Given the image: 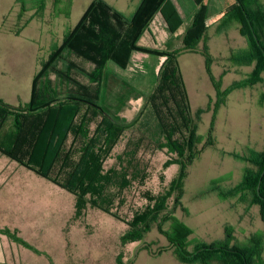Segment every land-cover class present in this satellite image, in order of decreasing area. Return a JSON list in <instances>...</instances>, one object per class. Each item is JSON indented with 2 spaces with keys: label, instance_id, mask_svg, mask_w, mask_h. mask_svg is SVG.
<instances>
[{
  "label": "rangeland",
  "instance_id": "obj_1",
  "mask_svg": "<svg viewBox=\"0 0 264 264\" xmlns=\"http://www.w3.org/2000/svg\"><path fill=\"white\" fill-rule=\"evenodd\" d=\"M54 1L46 0L42 14L36 17V7L28 3L20 18V5L16 0H0V101L6 105L18 107L29 103L30 89L41 63L48 60L55 46H61L65 34L74 28L93 0H60L57 6ZM102 1L131 19L142 0ZM172 1L184 21L182 28L172 38L169 36L165 45L154 44L147 28L143 44L168 51L178 49L193 16L204 6L210 12L206 24L212 22L196 46L198 52H184L178 58L194 120V134L200 139L194 147L196 155L186 167L180 195L173 191L172 183L181 169L178 165L163 168L175 155L163 147L162 136L154 137L155 118L149 109L139 119L138 126L123 133L103 164L105 171L115 173L108 189L114 199L111 211L115 216L90 206L77 215L72 194L37 178L35 173L4 156L6 159L0 158V228L17 229L18 236L31 245L28 250L0 237L5 264H116L118 256L123 264H183L175 258L156 224L142 240L120 243L135 214L150 205L148 197L154 199L170 193L168 211H173L172 216L191 231L189 240L212 244L228 239L229 246H240L249 245L251 237L259 234L263 238L261 260L264 264V223L258 205L252 203L251 192L241 186L245 172L255 169L247 159L248 154L264 150V72L263 80L254 86L235 89L219 97L200 54L204 46L209 55L210 73L220 93L235 83H243L254 69V63L244 65L233 60L245 51L247 41L238 24L223 23L221 19L224 11L234 5V0H202L198 5L191 0ZM258 1L264 6V0ZM32 16L29 24L23 26ZM17 30L19 34L14 35ZM157 37L159 43L163 41L159 34ZM137 54L142 53L131 54L125 71L114 66L113 72L105 70L107 80L116 72L114 79L118 85L110 87L112 94L107 92L106 86L97 94L93 83L99 74L94 71V65L67 51L39 78L37 91L42 81L51 80L57 95L50 97L61 100L68 97L65 91L79 90L70 80H80L86 84L87 94L93 97L96 92L101 98V107L107 114L129 123L153 98L157 76L146 73L147 68L154 69L157 57ZM39 100L37 98V103ZM95 103L98 105L97 101ZM100 122L96 116L84 121L89 137ZM7 124L8 132L10 119ZM209 139L212 145L206 146ZM80 144L81 140L75 145L72 136L67 138L65 151L73 148L75 161ZM175 198L178 205H174ZM170 227L169 222L161 224L163 232Z\"/></svg>",
  "mask_w": 264,
  "mask_h": 264
},
{
  "label": "trees",
  "instance_id": "obj_2",
  "mask_svg": "<svg viewBox=\"0 0 264 264\" xmlns=\"http://www.w3.org/2000/svg\"><path fill=\"white\" fill-rule=\"evenodd\" d=\"M191 1L198 5L202 0ZM54 2V6L60 4V0ZM16 3L20 5V18L26 12L28 3L36 7V17L42 14L46 0H16ZM157 14L164 21L171 38L184 24L177 7L170 0H142L131 19L125 18L102 0H93L74 28L65 34L61 46H55L48 60L41 63L40 72L32 83L29 103L11 107L0 101V154L72 194L76 200L77 215L90 206L115 216L111 211L114 199L108 191L115 173L111 170L105 171L103 164L123 133L138 126V121L146 109L151 110L155 118L152 129L154 137L162 136L163 147L175 155L163 164V168L178 165L181 169L179 177L173 180V191H177L179 195L182 191L186 167L196 155L194 147L200 139L194 134V120L178 57L184 52L196 51L205 29L212 22L206 24L209 19L208 8L202 7L193 16L182 45L174 51H168L142 43L147 28ZM32 19L33 16L25 20L23 26ZM221 19L223 23L238 24L247 41L245 51L234 56L233 60L244 65L254 63L249 78L220 93L219 86L210 73L209 55L204 46L200 54L205 59L206 73L218 96L223 98L232 90L254 86L263 80L264 6L258 0H234V5L224 11ZM19 32L17 30L14 35ZM64 51L93 64L98 74H101L107 62L125 70L133 52L164 58L152 90L153 98L146 102L144 111L142 109L131 122L126 123L107 114L103 107L96 105V97L87 93L77 95L78 93L70 92L66 95L68 97L61 100L50 97L54 94L40 97L37 81L61 59ZM37 98L42 100L37 103ZM94 116L99 117L101 122L93 136L89 137L90 133L84 121ZM78 118L80 119L77 122ZM8 119L10 126L7 132ZM69 136L73 137L75 145L81 140L77 161L72 157L73 148L69 147L70 152L65 151ZM211 145V140H207L206 146ZM247 159L255 169L245 172L241 186L245 191L251 192L252 203L258 205L264 223V150L259 153L250 152ZM171 194L154 199L149 196L150 205L135 214L128 223L127 232L120 238V243L124 245L142 240L153 224H156L158 232L168 241L175 258L183 264H262L263 238L259 234L251 237L249 245L240 246H229L228 239L212 244L189 240L191 231L172 216L173 211H168L166 204ZM177 198L174 205L179 204ZM162 222H169L170 229L163 232ZM116 264H123L120 256L116 258Z\"/></svg>",
  "mask_w": 264,
  "mask_h": 264
},
{
  "label": "crops",
  "instance_id": "obj_3",
  "mask_svg": "<svg viewBox=\"0 0 264 264\" xmlns=\"http://www.w3.org/2000/svg\"><path fill=\"white\" fill-rule=\"evenodd\" d=\"M172 3H173V1L172 0H170ZM174 4V3H173ZM136 8H137V6H136ZM135 8V9H136ZM192 8H190L189 9V11L191 10ZM209 14H210V12H209ZM29 24V23H28ZM27 24V25H28ZM26 25V26H27ZM148 33L151 35L150 37H151V39H152V42L155 44H163V45H165V41L167 40V38H169V36H170V34H169V32L167 31V28H166V25H165V23H164V21L162 20V18H161V16L159 15V14H157V16L154 18V22L150 25V27H149V29H148ZM164 33V34H163ZM158 34H159V37H162V42H160L159 43V41H157V39H159L157 36H158ZM153 35H154V37H153ZM158 42V43H157ZM136 55V54H135ZM135 55L133 56V58L135 57ZM137 55H140V56H146V57H151V58H153L152 56H149V55H146V54H137ZM180 56V55H179ZM154 58H156V57H154ZM179 58V57H178ZM157 59V62H156V66L154 67V69L152 70L151 69V67H149V68H147L148 69V71L146 70V73H148V74H151V73H153L154 74V76H156L157 75V68L159 69V67H160V65H161V63L163 62V58H161V59H163L162 61H160V58H156ZM112 66H114V67H116V68H118L117 66H115L114 64H112L111 62H107L106 64H105V68H104V70H102L100 73L101 74H99L98 75V80H96L95 79V81H94V87H96L97 88V94L99 93V90L101 89V87H107V92L110 94H112L113 92H112V90H110V87H115V86H117L118 84H117V82L115 81V79H114V77H115V74H116V72H114V77L112 76V74H111V76L109 77V80H107V76H106V72H105V70H108V69H110L111 70V72H113L112 71ZM94 71H95V69H94ZM123 71H125V70H123ZM48 72V71H47ZM156 72V73H155ZM37 73V72H36ZM36 73H34V75L36 74ZM81 75L83 74V72H79ZM78 73V74H79ZM47 74V73H46ZM34 75L32 76V79H33V77H34ZM80 75V76H81ZM83 77V76H82ZM71 79V78H70ZM103 80H104V82H103ZM111 82H113V85H109ZM46 83V84H45ZM51 83H52V81L51 80H46V81H42V86H41V89L38 91L39 92V94H41V95H45V94H55V92H54V89H53V87L51 86ZM70 83L72 84V86L74 85V86H77L78 87V91H65L67 94L68 93H70V92H73V93H78L77 95H80V94H83V93H86V88H87V86H86V84H83V82H81L80 80H77V81H74V80H70ZM109 83V84H108ZM67 84H69V82L67 81ZM109 88V89H108ZM60 93V92H59ZM96 94V92H94V97H96V100H97V103H98V105H100L101 106V104H100V102H101V98H98V95ZM29 97H31V89H30V93H29ZM28 102H25V104H27ZM24 104V105H25ZM110 107H111V105H110ZM0 158H2V159H6L2 154H0ZM3 162H5V161H3ZM20 166V165H19ZM21 167V166H20ZM25 170H27L26 168H24ZM27 171H29V170H27ZM30 172V171H29ZM33 175H35L34 173H33ZM37 178H39L37 175H35ZM0 237L1 238H5L9 243H11V244H15V245H17V246H21V247H23V248H26V249H28V250H31V248H30V244L29 243H27V242H25L21 237H19L18 236V230L17 229H13V230H11L10 228H8V227H1L0 228ZM34 253H36L37 254V252H34ZM0 264H5V262H4V252H3V247L1 246V243H0Z\"/></svg>",
  "mask_w": 264,
  "mask_h": 264
},
{
  "label": "water",
  "instance_id": "obj_4",
  "mask_svg": "<svg viewBox=\"0 0 264 264\" xmlns=\"http://www.w3.org/2000/svg\"><path fill=\"white\" fill-rule=\"evenodd\" d=\"M260 182V181H259ZM258 188H259V186H258ZM258 188H257V193H258Z\"/></svg>",
  "mask_w": 264,
  "mask_h": 264
}]
</instances>
